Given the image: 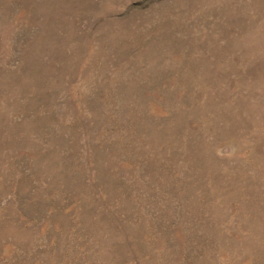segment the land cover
<instances>
[{
  "label": "rangeland",
  "instance_id": "1",
  "mask_svg": "<svg viewBox=\"0 0 264 264\" xmlns=\"http://www.w3.org/2000/svg\"><path fill=\"white\" fill-rule=\"evenodd\" d=\"M0 264H264V0H0Z\"/></svg>",
  "mask_w": 264,
  "mask_h": 264
}]
</instances>
